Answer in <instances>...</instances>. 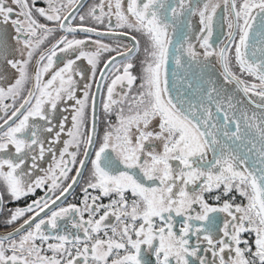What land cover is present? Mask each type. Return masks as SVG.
I'll return each mask as SVG.
<instances>
[{"label": "snow or ice", "instance_id": "snow-or-ice-1", "mask_svg": "<svg viewBox=\"0 0 264 264\" xmlns=\"http://www.w3.org/2000/svg\"><path fill=\"white\" fill-rule=\"evenodd\" d=\"M0 264H264V0H0Z\"/></svg>", "mask_w": 264, "mask_h": 264}, {"label": "flooded vegetation", "instance_id": "flooded-vegetation-1", "mask_svg": "<svg viewBox=\"0 0 264 264\" xmlns=\"http://www.w3.org/2000/svg\"><path fill=\"white\" fill-rule=\"evenodd\" d=\"M88 2H90V0H88ZM77 191L79 192V189H77Z\"/></svg>", "mask_w": 264, "mask_h": 264}]
</instances>
